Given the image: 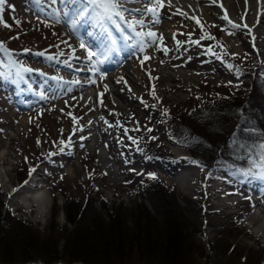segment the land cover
I'll return each instance as SVG.
<instances>
[{"label":"rangeland","instance_id":"obj_1","mask_svg":"<svg viewBox=\"0 0 264 264\" xmlns=\"http://www.w3.org/2000/svg\"><path fill=\"white\" fill-rule=\"evenodd\" d=\"M241 2L237 0L229 5L238 17ZM69 8L51 0H6L0 10V39L17 51H31L14 54L19 66L31 67L43 77L65 76L62 72L66 70L55 67L48 57L56 53L62 56L61 61L67 62L66 54L81 53L83 49L80 45L85 42L75 43L70 33L63 32L66 17L60 10ZM163 14L164 22L160 24L137 25L145 34L147 28L161 26L160 34L155 33V42L148 35L138 36L142 45L132 53L129 68L103 75L102 86L87 90L80 98L70 92L69 86L59 96L49 95V79L47 86L43 80L40 85H33L24 76L0 78V154L7 150L0 164V233L12 236L6 239L9 245L0 243L8 245L15 254L14 259L1 255V261L51 264L44 250L50 254L57 249L62 251L67 233L77 228L87 238L96 240V224L108 223L111 214L124 221L132 232L138 217L147 216L144 206L160 225L161 233L153 235L163 238L161 227L165 226L166 218L158 212L147 192L145 179L148 172H154L160 185L167 189L169 200L173 205L178 204L186 217L185 233L192 247L182 257L184 263L264 264V231L257 232L249 220L254 213L264 210V204L260 209L247 199L256 192L249 185L256 184L251 180L240 181L225 168L214 165L216 159L222 158L221 148L227 147L230 132L208 135L205 129L193 126L196 121L210 120L206 113L210 114L211 110L202 112L205 105L224 106L223 100L239 103V118L246 116L252 107L261 112L259 119L264 118V38H259L258 47L253 49L246 31L226 21L222 24L214 18L219 26L213 25L212 19L197 23L186 15H175L168 8ZM146 15L153 19L152 13ZM260 30L264 32V26ZM141 47L143 51H139ZM41 52L45 55H36ZM218 57L236 64L228 66ZM255 83L259 84L262 99L247 106ZM32 86L44 91L42 97L23 99L21 96L24 105L17 103L13 94H29ZM88 94L91 97L87 99ZM122 135L128 137L126 145ZM190 136L196 142L206 141L205 147L216 152V158L196 154L189 143ZM69 139L70 146L61 152L60 142L67 143ZM133 141L144 154H139ZM128 144L135 149L129 152L130 157ZM253 150L260 152L259 147ZM182 155L190 158L180 159ZM28 168L35 169L33 175L39 171L43 174L45 187H40L38 194L47 197L48 209L41 220L13 204L12 190L24 187L27 181L24 178L30 175ZM132 169L144 170V175H129L126 179L125 175ZM4 182L11 188L10 192L4 188ZM134 183L142 186L133 188ZM207 183L216 188L209 192ZM204 184L207 188L203 192ZM263 192L264 186L260 189V201L264 200ZM207 193L211 195L205 198ZM236 197L244 200L233 207ZM77 206H81L84 219L74 225L66 212ZM254 209L257 211L253 212ZM30 241L36 242V250L28 246ZM140 253L134 251L131 256L138 257ZM57 261L70 264L64 258Z\"/></svg>","mask_w":264,"mask_h":264},{"label":"trees","instance_id":"obj_2","mask_svg":"<svg viewBox=\"0 0 264 264\" xmlns=\"http://www.w3.org/2000/svg\"><path fill=\"white\" fill-rule=\"evenodd\" d=\"M258 88L259 84L255 83L247 106H252L257 100L262 99L263 95L258 92ZM221 103L224 106L205 105L202 112L206 113V110L210 109V114L206 113L207 118L210 120L203 123L196 121L193 126L205 129L208 135L217 131L221 132L219 136L230 132L231 140L228 142L227 147L221 149L222 158L217 159V162L232 171L239 166L250 169L248 159L252 156L255 160L258 156V153L253 149L264 143V118L259 119L261 112L256 110L255 107H252L249 113L246 114L247 117L239 118V103L237 101L225 102L223 100ZM212 111L216 114H213ZM205 138L209 140V137L205 136ZM188 139L195 153H200L212 159L216 158L214 156L216 152L210 151L205 147L206 141L196 142L191 136ZM244 147L246 148L245 150H243ZM210 153L211 155H208ZM146 182L148 186L147 192L153 197V203L161 216L166 218V221L164 220L165 226L161 227L164 231L163 238L153 235L154 233H161L159 231L160 225L157 224L158 220L152 217L149 208L143 205V210L147 211V216L138 217L134 222V231L130 232L128 225L124 221L111 214L112 218L109 219L108 223L101 221L96 224V227H98L96 240H92L90 236L87 238L86 235L79 232V229L76 228L77 230L75 229L66 234V241L62 251L57 249V251L50 254L49 251L44 250L45 254L48 253L46 255L49 257L47 258L48 261L53 263L64 258L68 263L80 261L84 264H188L184 263L182 258L188 254L192 247L190 241L186 238L187 221L184 211L178 204H172V201L169 200L170 195L167 193V189L160 185L157 178L147 179ZM155 185L158 187H153ZM89 202L90 200L87 203ZM87 206L88 204L85 205V211H87ZM68 207L70 206L68 205ZM138 207L141 208V205H138ZM80 208L81 206L75 207V210H73L74 208L67 209V218L74 225H78V221L84 219V215L80 213ZM1 234L3 237L0 238V242L9 245L10 242H7L6 239L10 240L12 236L9 238L3 231H1ZM198 234L201 237L200 231ZM8 245L6 247L0 246V256L4 255L14 259L15 254L10 252L11 248ZM28 246L32 247V250L33 248L36 250L35 247L37 245L35 241H30ZM134 251H140V256L132 257L131 253ZM1 262L2 264H8Z\"/></svg>","mask_w":264,"mask_h":264},{"label":"snow or ice","instance_id":"obj_3","mask_svg":"<svg viewBox=\"0 0 264 264\" xmlns=\"http://www.w3.org/2000/svg\"><path fill=\"white\" fill-rule=\"evenodd\" d=\"M39 2V0H38ZM53 4L55 3H62L67 8L68 6H72L69 8L68 11H63L62 15L64 17H67V23L71 26L72 31H76V29L82 25V23L88 22V18L91 16H95L98 22H110L118 31L123 32V28L121 27V24L118 23L124 22L127 25V28L135 32L137 36L143 37L144 35H148L150 37H153V42H155V33L148 32L147 34L143 32H136L135 25H143L142 20H136L133 23H128L125 19V11H128L126 8L123 7L121 0H51ZM134 2V0H132ZM157 4H160V0H157ZM6 5V0H0V10H3V8ZM135 11H139L138 9ZM146 11L149 13H152L153 15H156V9L155 8H146ZM57 20H59V16L56 17ZM158 19V18H157ZM227 19V17H225ZM0 22H2V17H0ZM231 23V21H229ZM4 27H8L7 24H4ZM233 27H237L236 25H233ZM105 33L109 36V43L111 45L116 44V40L111 38V33L105 29ZM209 39H212V37H208ZM125 41L127 39H130V37H124ZM81 48H86V45L84 43H81ZM116 49L115 47H108L105 46L104 51L102 52H94L91 50H87V57L89 61H93V57H101L100 59H97L94 61L95 64H103L107 62V60L110 57V54L114 52ZM143 51V48L140 49ZM0 51L8 52L3 42H0ZM25 51H28L25 49ZM36 55L43 56L44 53H36ZM9 67L14 68L16 71V75H20L21 72H31L32 70L26 67H23L22 65L17 67V62L11 59V54L9 53ZM49 59H52V57H48ZM3 64H0V67H3ZM95 70V69H94ZM5 76V73L0 72V78H3ZM153 96H155V92L153 91ZM61 144L64 145V147L60 148V151L63 152L65 150V147L70 146V139L69 142L61 141ZM133 143H136V141H133ZM260 152L258 153V156L255 160L252 161L253 167L248 170H237V174L241 177L247 179L248 177H252L255 179H259L264 181V143H261L259 145ZM151 159V158H149ZM193 163H198L196 161H193ZM255 169V171H254ZM32 171H35V169H30L29 174H31ZM150 178L155 179L156 176L154 173L148 174ZM27 183V181H25Z\"/></svg>","mask_w":264,"mask_h":264},{"label":"bare ground","instance_id":"obj_4","mask_svg":"<svg viewBox=\"0 0 264 264\" xmlns=\"http://www.w3.org/2000/svg\"><path fill=\"white\" fill-rule=\"evenodd\" d=\"M173 1L177 2L182 0H173ZM204 1H205V5L208 6L209 13H211V15L216 16V18L220 20L222 24L225 23V20L228 21L229 14H230L229 17L237 19V14L234 12L233 8L230 7L232 3L234 4V1L237 2V0H204ZM222 3L224 6L222 5ZM241 4H242V8H239L240 15L242 16L246 15L247 20H249L250 22L251 20H253V18H255L254 23L256 21L258 22L257 31H256L257 38L258 39L264 38V36L261 35V33L264 32H261L260 30L261 26L262 27L264 26V0H242ZM218 13L220 15H218ZM225 17H227V19H225ZM218 20H214V21H218ZM223 28H226V25H223ZM89 96L91 97V95L88 94L87 97ZM6 155H7V150L3 151L0 154V164H2L3 159H5ZM213 180L216 181V179ZM3 186L4 188H6L7 192L11 191V188L8 187L5 182ZM37 187L38 186L35 181L34 182L29 181L28 184L24 186L22 189L17 190L16 188L15 190H12L14 191L12 195L13 198L12 200L16 209L23 210L26 214L32 215L34 218L41 220L46 217L47 214L46 212L48 209V199L44 194L43 195L38 194L39 188ZM185 188L187 187L185 186ZM212 188H216V187L211 186L210 189L213 190ZM205 197L208 196L205 195ZM261 214L259 215V213H255L251 218H249L250 222L252 223V226H255V230L257 232H260L261 230L264 231V224L261 223L264 220V216L263 214L261 216ZM23 264H27V263L23 262Z\"/></svg>","mask_w":264,"mask_h":264}]
</instances>
